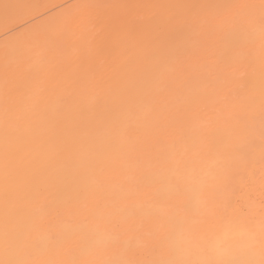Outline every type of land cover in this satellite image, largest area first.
Listing matches in <instances>:
<instances>
[{"label":"bare ground","instance_id":"obj_1","mask_svg":"<svg viewBox=\"0 0 264 264\" xmlns=\"http://www.w3.org/2000/svg\"><path fill=\"white\" fill-rule=\"evenodd\" d=\"M20 1L0 0V16ZM82 1L40 18L28 16L24 26L0 38V264L203 261L208 250L232 255L237 242L259 260L264 241L262 0L256 10L242 9L243 3L188 23L168 10L173 20L167 26L161 11L158 20L166 29L160 31L149 25L155 19L152 4L144 10L151 17L144 27L152 31L145 45L143 26L133 39L137 26L128 22L127 13H133L128 2L93 0L88 10L69 7ZM75 34L82 45L89 43L87 50L80 51ZM122 36H128L126 44ZM109 53L112 60H106ZM42 66H48L50 89L38 93L35 79L32 87L27 81L29 87L22 88L31 87L30 92L18 93L25 98H17L10 113L11 103L2 102L11 84L6 75L18 68L37 76ZM18 80L21 86L26 81ZM55 85L62 89L52 91ZM33 98L47 101L37 113L30 110L35 100L28 104ZM9 115H18L10 131ZM193 176L203 180L198 186L203 204L188 206ZM221 197L231 202L229 214L244 217L213 215Z\"/></svg>","mask_w":264,"mask_h":264},{"label":"rangeland","instance_id":"obj_2","mask_svg":"<svg viewBox=\"0 0 264 264\" xmlns=\"http://www.w3.org/2000/svg\"><path fill=\"white\" fill-rule=\"evenodd\" d=\"M73 1H75V0H22V1H20V2H22V3H20V6H18V7H16L14 10H12V11H10V12H8V13H4L3 15H1L0 16V38L2 37V36H4L5 34H8L9 32H11V31H13V30H17L18 28H20V27H22V26H24L26 23H27V17L28 16H30V17H32V16H35L36 15V18H40V17H42V16H44L46 13H48L50 10H55V9H58L59 7H64V6H66V5H68V4H70L71 2H73ZM92 1L93 0H84V1H82V2H80V3H78V4H72L71 6H69V7H71L72 9H74V10H78V9H80L81 7H84V8H86L87 10L88 9H90V6H91V3H92ZM121 2H122V4H124V0H120ZM126 2H125V4L128 2L129 4H130V2H132L130 5L131 6H129V5H127L126 4V7L128 6L129 8L128 9H130L131 7V9H132V11H133V13H127V14H130V16H129V21H128V19H127V21L128 22H134L133 24H135V22H136V34L133 32V29L134 28H132V36H133V34H135L134 35V40L136 41V38H138V30H142L143 29V27L145 26V24L147 23V21H145V18L147 19L148 17H150V16H148L147 14L149 13V12H147V13H145L146 11H148V10H150V9H152V10H150V12H151V14L153 13L154 15H155V21L153 20V19H151V17L149 18V19H151L150 21L151 22H149V25H150V27L152 28L153 27V25L155 26L154 28H152L153 30L156 28L157 29V31H160V30H165L166 29V26H167V24H169V23H167V22H171V19L173 20V18H171V17H173V16H169V15H172V14H175V15H177V13L176 12H178V14H180L181 13V15H183L182 16V22H185V23H188V22H190V20H192V19H195V17H199V19H201L200 17H202L203 19L205 18L204 16H206V17H208L207 16V14L208 15H212L213 13H214V11H216L214 14H217L218 16L220 15V12H221V14H223V13H227V12H231V11H234L235 10V8L236 7H238V6H242V4H243V6H242V9H243V7L246 9V10H256L257 9V4L258 5H260L259 3H261L260 2V0H232L231 2H230V0H169V2H168V0L167 1H165V0H132V1H128V0H125ZM154 1V2H153ZM156 1V2H155ZM164 1V2H163ZM172 1V2H171ZM183 1H185L184 3H183ZM228 2V4L229 3H232V2H234V6H233V4L231 5H227L226 3H224V2ZM117 2H119V0L118 1H116V4H117ZM159 2V3H158ZM49 3V6H47V4ZM114 3V2H113ZM150 3V4H149ZM115 4V3H114ZM124 4V5H125ZM152 4H154V5H152ZM158 4H160V5H158ZM162 4V5H161ZM118 5H119V3H118ZM117 5V6H118ZM124 5H122V6H124ZM152 5V6H151ZM151 6V7H150ZM163 6L165 7L164 9H166V10H164L163 9ZM192 6V7H191ZM230 6V7H229ZM232 6V7H231ZM69 7H67V8H69ZM126 7H124V8H126ZM142 7H143V9H142ZM149 7H150V9H149ZM160 7V8H159ZM194 7V8H193ZM195 9V11L196 10H198L197 12H195V11H193V12H195L194 13V15H193V13H192V11H190L189 9ZM66 9V8H65ZM162 9V10H161ZM181 11H180V10ZM244 9V10H245ZM143 10V11H142ZM144 10H145V12H144ZM157 10H158V12H157ZM171 12H169V11ZM130 11V10H129ZM141 11V12H140ZM161 11H163L162 13H166V12H169V13H167V14H169V15H167V14H165V15H163L162 16V14L160 13ZM166 11V12H165ZM176 11V12H175ZM180 11V12H179ZM187 11V12H186ZM140 12V14H138ZM172 12H175V13H172ZM183 12V13H182ZM188 12H190V13H188ZM211 12H213V13H211ZM156 13H158V15L156 14ZM184 13H188L189 15V17H190V15H192L190 18L189 17H187L186 18V20H184ZM133 14V15H132ZM159 14H161V16H162V18H163V23H164V21H165V23L163 24V26L164 25H166L165 27H161V25H162V23H161V25H160V23H159V20L158 19H160V22L162 21V19L160 18V15ZM195 14H198V15H196L195 16ZM213 14V15H214ZM116 15H117V13H116ZM120 15V14H119ZM146 15V16H145ZM149 15H150V13H149ZM187 15V14H186ZM185 15V16H186ZM215 16V15H214ZM116 17V16H115ZM114 17V18H115ZM170 17V18H169ZM184 17V18H183ZM217 17V16H216ZM85 18V16L84 17H79V18H77V21L79 22H81V21H84L83 19ZM127 18V17H126ZM153 18H154V16H153ZM156 18H157V20H156ZM168 18V19H167ZM192 18V19H191ZM219 18V17H218ZM81 19V20H80ZM98 19V18H97ZM117 19H119V17H117ZM117 19L115 20H111V21H117ZM131 19H133V20H131ZM164 19H166V20H164ZM197 19V18H196ZM195 19V20H196ZM76 20V18H74V20L73 21H75ZM109 20V19H108ZM121 20V19H120ZM143 20L145 21V23H144V25H142L143 23ZM188 20V21H187ZM216 20H218V19H216ZM77 21H76V23H77ZM94 21H96V20H94ZM110 21V22H111ZM126 21V22H127ZM154 21V22H153ZM194 21V20H193ZM192 21V22H193ZM127 22V24L128 25H130V24H132V22L129 24ZM137 22L138 23H140V24H137ZM158 22V23H157ZM217 22V21H216ZM157 23V25H155ZM172 23V22H171ZM214 23H215V21H214ZM114 24V23H113ZM132 24V25H133ZM153 24V25H152ZM127 25V26H128ZM139 25V26H138ZM185 25H188V24H185ZM133 26H135V25H133ZM140 26H143V27H141V29H139L140 28ZM160 26V27H159ZM169 27V26H168ZM94 28V27H93ZM111 28V27H110ZM147 28V29H146ZM149 27H144V29L142 30V31H139V33H144V31L146 32V30H148L146 33H145V35L146 34H148V32H152L151 31V28H149ZM161 28V29H160ZM111 29H113L114 30V28H111ZM9 31V32H8ZM111 31V30H110ZM109 31V32H110ZM131 31V30H130ZM6 32H8V33H6ZM81 32V31H80ZM153 32H155V31H153ZM83 33H84V31H83ZM83 33H79L78 32V34H79V37H81V35H83ZM131 32H129L128 34H130ZM141 33V34H142ZM128 34H126V35H128ZM140 34V35H141ZM153 34V33H152ZM151 34V35H152ZM158 34V33H157ZM109 35V34H108ZM144 35V34H143ZM149 35V34H148ZM75 36L77 37V39H79L78 40V42H76L77 41V39H74V38H71V42L73 43H75V44H78V43H80L79 41H80V38L78 37V35L77 34H75ZM129 36V35H128ZM128 36H126L127 37V40L124 38L125 36H122V38H124V41L125 42H122V43H124V44H126V41H128L129 40V38H128ZM132 36H130V38L132 37ZM147 36V35H146ZM74 37V36H73ZM140 37V36H139ZM145 36H141V38L143 39V42H145L144 40H145V38H144ZM122 38L120 39V40H122ZM147 38L148 39H146V43H142V41H140V43L141 44H147V43H149L150 41H149V36H147ZM151 38V37H150ZM73 39L75 40V41H73ZM132 39V40H133ZM139 39V38H138ZM147 40L149 41V42H147ZM161 40V39H160ZM159 40V41H160ZM157 41H158V39H157ZM69 42H70V40H69ZM99 42V41H98ZM103 42V41H102ZM154 42L156 43V40H154ZM71 43V44H72ZM91 43V42H90ZM158 43V42H157ZM159 43H161V42H159ZM75 44L73 45L76 49H77V47H79L80 45V51L82 50V49H84V50H87V45H89V43H87V45L84 43L83 45H82V43H80V44H78L77 45V47L75 46ZM104 44V43H103ZM136 44V43H135ZM137 44H139V43H137ZM84 45H85V47L86 48H84ZM140 45V44H139ZM138 45V46H139ZM90 46V45H89ZM141 46V45H140ZM143 46V45H142ZM83 47V48H82ZM99 47V46H98ZM74 49V48H73ZM76 49H74V50H76ZM100 49V48H99ZM78 50H79V48H78ZM78 50H76V51H78ZM95 50V49H94ZM101 50V49H100ZM75 51V52H76ZM79 51V53H81ZM96 51V50H95ZM73 50H72V53L70 52V54L72 55L73 53H75ZM98 52V51H97ZM127 53L129 52V49H128V51H126ZM126 52H125V54H126ZM78 53V54H79ZM96 54V52H93V54ZM101 53V52H100ZM103 53V52H102ZM124 53V52H123ZM82 54V53H81ZM80 54V55H81ZM92 54V55H93ZM94 54V55H95ZM98 54V53H97ZM96 54V55H97ZM110 54L111 55H113L112 53H109L108 54V57H107V59L106 60H112L110 57ZM71 55H69L70 57H71ZM95 55V56H96ZM100 55V54H99ZM75 56H77V55H75ZM104 56V55H103ZM107 55H105V57H106ZM53 57H56V59H57V55L55 56H53ZM53 57H52V59H51V57H50V59H48V60H56L55 58L53 59ZM73 57H74V55H73ZM79 57V56H78ZM91 57V55L89 56V58ZM100 57H102V56H100ZM112 57H114V56H112ZM77 58V57H76ZM92 58V57H91ZM103 58V57H102ZM101 58V59H102ZM94 60H96L95 59V57L93 58ZM97 59H98V55H97ZM105 59V58H104ZM103 59V60H104ZM47 60V59H46ZM89 60H92V59H89ZM100 60V59H99ZM44 67H45V69H44ZM42 66L41 68L43 69V71H42V69H40L41 71V73L42 74H40V72L39 73H37V76H35L36 75V73H34V72H31V71H27V73H20L19 72V70H18V68H14V69H11V71H10V74L7 76L6 75V79H9L10 80V82H11V84L10 83H8V84H6L4 81H3V83L2 84H6V85H8V87L9 88H7V91H6V93L8 92V94H5L4 96H6V97H4L3 98V103L5 102L7 105H8V103H11V104H9L8 106L7 105H5V103H4V107H6L7 108V110L10 112L11 110L10 109H12V106H13V109L12 110H14L15 109V106H17L18 107V102L19 101H17V103H16V100H20V96H21V94H25L24 96H26V93L25 92H30V88L32 87V85H34V83L33 82H35V84H36V86L38 87V93H39V91L40 92H46V91H48L50 88H48V85H51L52 83L48 80V79H46V77H47V74H46V77H45V72H46V69L48 68V66L46 67V66ZM30 73V74H29ZM28 76H27V75ZM35 74V75H34ZM40 74V75H39ZM39 76V77H38ZM37 78V80H36V78ZM18 79H20L21 81H25L24 83H23V85L21 86V82L18 80ZM28 79V80H27ZM33 79H35V81L33 80ZM9 80H7V81H9ZM17 80L19 81L18 82V84H16L17 83ZM33 80V82H31ZM27 81H28V83L30 82V84H29V86H31L30 88H28L27 89V91H26V89L25 88H22L23 86H26V88L27 87H29L28 86V84H26L27 83ZM37 81H39L38 83H37ZM20 83V84H19ZM31 83H32V85H31ZM39 86H38V85ZM68 84H73L72 82L71 83H68ZM9 85H11V87L9 86ZM21 87H20V86ZM41 85V86H40ZM57 85H55V86H53V88H52V91H59V90H61L62 88H60V89H58L59 87H56ZM68 86V85H67ZM66 86V87H67ZM41 87H42V89H41ZM61 87V86H60ZM11 88V89H10ZM21 89V90H20ZM25 91H23V90ZM67 89V88H66ZM22 93H21V92ZM14 93L13 95H19L18 97L17 96H13L12 95V93ZM21 93V94H18V93ZM24 92V93H23ZM11 93V94H10ZM27 93V94H28ZM11 95V98H10V95ZM9 95V96H8ZM24 96H21L22 98H21V101H23L22 99H24L25 97ZM16 97V98H15ZM24 97V98H23ZM18 98V99H17ZM37 98V97H36ZM36 98H33V100H31V101H29L28 102V104L29 103H32V101H34L35 100V102L33 103V105H30V106H32L31 108H30V110L31 111H33V112H35V113H37L38 111V109L40 110L41 108H42V106L45 104L46 105V103H47V101L46 102H44V104H40V103H38L37 101H36ZM8 102V103H7ZM16 105H15V104ZM27 104V105H28ZM26 105V106H27ZM45 105H44V107H45ZM10 106H11V108H10ZM9 107V108H8ZM28 107V109H29V105L27 106ZM36 109V110H35ZM23 111H24V109H23ZM4 112H5V110H4ZM11 113V112H10ZM1 115H3V111H2V113H1ZM10 117L12 116L13 118L12 119H14L13 121H12V119H10V122L9 123H11L10 125H11V127L15 124L16 125V122H17V120L16 119H18L17 117H18V115H16L17 117L15 118L13 115H9ZM16 120V121H15ZM28 120V119H27ZM29 122H31V120H28ZM20 122V121H19ZM27 122V121H26ZM25 122V123H26ZM14 123V124H13ZM23 123H24V121H23ZM28 123V122H27ZM17 125H18V123H17ZM14 128H15V126H14ZM13 129V127L11 128V129H8L9 131L10 130H12ZM8 131V132H9Z\"/></svg>","mask_w":264,"mask_h":264},{"label":"snow or ice","instance_id":"obj_3","mask_svg":"<svg viewBox=\"0 0 264 264\" xmlns=\"http://www.w3.org/2000/svg\"><path fill=\"white\" fill-rule=\"evenodd\" d=\"M262 3H264V0H262ZM203 184V180L199 179L197 177H191L190 184L187 186V195L185 199V203L188 206H191L193 201H196L199 204H203V201L199 200V189L198 186ZM231 207V202L224 197H221V199L213 206L212 208V214L216 215L220 212L223 213L222 218H227L229 220L236 219L237 216L240 218L244 217L243 213H235L229 214V209ZM111 264H185L184 261L177 260V259H152V260H145V261H133V260H121V261H115L111 262ZM199 264H207L206 261H199Z\"/></svg>","mask_w":264,"mask_h":264},{"label":"clouds","instance_id":"obj_4","mask_svg":"<svg viewBox=\"0 0 264 264\" xmlns=\"http://www.w3.org/2000/svg\"><path fill=\"white\" fill-rule=\"evenodd\" d=\"M233 253L230 256L224 257L219 256L215 252L208 250L206 260L207 264H264V241H261L259 244V255L260 259L257 260L254 257L256 256V252L246 248L239 242L234 243L232 246ZM184 261L185 264H199L200 260H187L180 259Z\"/></svg>","mask_w":264,"mask_h":264}]
</instances>
